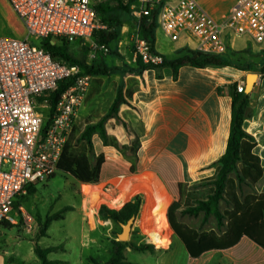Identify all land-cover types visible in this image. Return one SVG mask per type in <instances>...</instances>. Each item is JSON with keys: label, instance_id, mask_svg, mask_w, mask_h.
Here are the masks:
<instances>
[{"label": "crops", "instance_id": "crops-1", "mask_svg": "<svg viewBox=\"0 0 264 264\" xmlns=\"http://www.w3.org/2000/svg\"><path fill=\"white\" fill-rule=\"evenodd\" d=\"M0 1L8 17L12 18L13 14L9 12L10 8L5 0ZM196 1L215 21H221L235 0L226 3L225 9L221 7L223 0ZM13 19L16 20L15 17ZM159 31H155L154 49L166 58L175 57L176 52L185 47L195 48L194 40L186 35L178 40L180 42L170 43L161 31V36L157 37ZM158 39L166 43L168 49L159 46ZM245 41L247 44L236 51L249 49L256 57L253 63L258 67L264 65V41L261 44ZM117 51L121 55L125 54V57L115 59V66L126 64L135 67L136 57L129 41L118 42ZM248 73L229 66L194 68L185 65L178 69L175 79L172 78L169 68L161 71L160 78L156 77L154 70H146L141 75L92 76L88 94H93L80 110L78 117L89 115L98 118L106 112L120 84L123 94L128 85L136 87L138 89L127 99V103L118 106L117 117L108 118L104 128L106 134L114 137L118 144L130 147L137 138L139 146L134 172L131 173V163L119 151L105 145L97 133L92 135L93 154L90 162L94 164L95 159L102 156L99 181L109 180L107 187L115 188V184L123 187L117 191L122 197L118 204L115 202V195L108 196L102 191L101 184L82 185L83 196L89 199L86 218L93 215L98 202L117 210L123 203L131 201L134 193L140 192L144 195L140 216L149 199H152L150 202L154 205H146L151 207H156L158 199L166 203L162 209L151 213L150 218L155 217V226L158 221L166 220L167 206L170 201L172 203L178 199L179 184H185L188 189L195 183L214 176L215 167L211 165L224 154L229 134V87L233 83L245 82ZM255 73L258 78L249 93L250 116L245 131L255 140L253 152L259 157L262 168L261 178L249 193L259 194L264 192V72ZM96 117L92 120H96ZM122 122L126 124V129ZM128 175L132 176L123 177ZM148 220L142 218L140 223L150 231V237L154 240L152 243L167 242L168 232L162 238V233L158 234V231L150 229ZM13 226L8 223L0 225V264H27L32 256L24 255L26 247L22 239L7 232ZM209 230L215 228L203 231ZM165 245L169 249L171 242ZM92 250L96 254L98 247ZM104 251L108 253L107 248ZM186 264H264V248L243 235L229 247L204 251L196 258L187 254Z\"/></svg>", "mask_w": 264, "mask_h": 264}, {"label": "built area", "instance_id": "built-area-1", "mask_svg": "<svg viewBox=\"0 0 264 264\" xmlns=\"http://www.w3.org/2000/svg\"><path fill=\"white\" fill-rule=\"evenodd\" d=\"M24 31L22 38L0 36V225L24 222L30 217L14 203L28 187L44 182L57 172L63 147L84 108L92 76L76 65L55 58L40 46L46 37L90 40L101 25L93 0H5ZM129 10L137 18L156 12L157 29L169 41L186 35L194 50L209 54L226 51L230 38L264 41V0H235L228 14L215 21L196 0H133ZM137 28V26H136ZM33 40L34 44L30 41ZM135 57L144 64H160L163 56L153 52L138 29L130 37ZM90 58L106 54L108 47L90 40ZM74 77L55 108L46 129L49 104L44 93L60 81ZM244 82L237 84V92ZM86 227L88 228L87 224ZM83 234V232H82ZM91 232L87 233L88 240Z\"/></svg>", "mask_w": 264, "mask_h": 264}, {"label": "trees", "instance_id": "trees-1", "mask_svg": "<svg viewBox=\"0 0 264 264\" xmlns=\"http://www.w3.org/2000/svg\"><path fill=\"white\" fill-rule=\"evenodd\" d=\"M131 2V0H130ZM117 7L129 11L128 5L117 4ZM97 17L107 13L109 7L102 4L94 5ZM138 33L154 49L156 24V12L150 17L140 18L137 22ZM92 42L109 45L115 40V34L107 29H97L92 33ZM70 41L63 38L46 37L41 40L40 46L50 55L61 59L63 62L71 65H79L84 75L90 76H109L111 74H142L146 70H154L156 77H161V71L169 68L172 78L177 77V71L182 66H191L194 68L229 66L239 71L264 72V65L258 67L256 63L248 62L240 64V58L236 52H224L222 54L202 53L194 49L183 48L176 52L175 57L166 58L160 64H144L139 57L135 59V67H129L123 64L124 69L118 66H106L102 61L95 64H85L73 58L69 53ZM74 77L64 79L59 82L57 88L43 94L41 99H46L49 104V115L45 122L44 129L51 121L55 108L61 95L67 91L74 82ZM131 81H133L131 79ZM130 83V81L128 82ZM138 88L128 85L126 91L122 92L120 84L116 90L112 102L109 104L106 112L98 116L78 117L74 127L63 147L60 156L57 173L72 176L81 184H96L99 182V172L102 163V156L95 159V163L90 162L92 156L91 137L97 133L105 145H109L119 151L130 163V172H134V163L136 161V151L139 146L138 139H135L133 146H125L117 143L114 137L106 134L104 124L108 118L117 117V108L120 104H126L127 99ZM231 97V116L229 134L224 154L211 166L215 167V174L210 178L203 179L199 183L186 187L185 184L178 185V199L173 201L167 210V218L175 236L185 247L187 254L192 257H198L202 252L214 249H222L235 244L241 236H247L259 246L264 248V192L246 193L242 195L241 186L243 184L250 188L261 178L262 168L259 157L253 152L255 140L246 131V123L249 118V107L251 103L250 94L237 92V83L229 87ZM93 93L88 94L86 102L88 103ZM96 117V120H92ZM126 129V124L122 122ZM207 185L209 193L206 198L201 199L195 196L194 188L196 186ZM33 189L29 187L28 192ZM225 204L221 209V204ZM142 205L141 194L132 196L131 201L123 203L118 210L108 209L104 205L100 206L99 218L102 221L109 220L115 225L125 223L131 216H137ZM21 207L19 201L14 203V209ZM180 211L181 215L196 217L202 213V220L206 221L213 217L216 221L215 230L201 231L195 230L184 223L174 219V213ZM167 222V221H166ZM21 223V220H20ZM9 227H11L9 225ZM155 227H150L155 231ZM47 224H43L39 230L38 237L44 236ZM112 247L109 258L104 264H133L125 261V248L132 251L154 253L152 244H135L132 242H117L112 240ZM116 245V246H115ZM115 246V247H114ZM56 248H41L37 242H34L33 252L39 261V264H56L57 262L48 259V254Z\"/></svg>", "mask_w": 264, "mask_h": 264}, {"label": "rangeland", "instance_id": "rangeland-1", "mask_svg": "<svg viewBox=\"0 0 264 264\" xmlns=\"http://www.w3.org/2000/svg\"><path fill=\"white\" fill-rule=\"evenodd\" d=\"M133 0H131L132 2ZM94 4H102L109 7V11L98 17L101 25L115 34V40L109 45L108 52L106 54H96L95 57L90 58V40L76 39L69 45V53L71 56L85 64H95L97 61H102V64L112 67L115 66V59L120 60L122 53H118L117 45L120 41H129L131 35L136 32L137 19L132 12L125 11L117 7V4L128 5L130 0H93ZM230 0H223L221 7L225 9L226 3ZM9 7V6H8ZM11 12V10L9 11ZM11 15V13H10ZM14 17V16H13ZM13 17L9 18L8 13L3 7L0 1V36L1 37H14L22 38L24 31L19 21L14 20ZM162 34L160 31L157 34L159 38ZM246 38H230L227 41L226 53L236 52L240 58V64H246L248 62H254L256 60L249 49L245 51H236L242 46L246 45ZM33 44L34 41L30 40ZM159 46L163 49H168L166 43L161 42L159 39ZM170 43H178L180 41H169ZM132 50V49H131ZM133 53V52H132ZM118 62V61H117ZM80 67L79 65H76ZM128 66V65H127ZM124 69L123 65L118 66ZM81 68V67H80ZM82 70V69H81ZM250 73V72H249ZM89 116V115H87ZM86 117V116H84ZM132 175L123 176L125 178ZM120 177V176H119ZM117 178V177H115ZM107 181H99L96 184H81L77 182L72 176L55 173L48 180L37 183L30 186L33 191L28 192L29 187L24 190L20 195L18 201L22 208L24 215L30 217L31 227L28 232L23 227V223L14 225L11 229H8V234L11 236H19L22 239V243L25 244L24 255L32 256L27 264H39L33 252V242H37L41 248L54 247L53 252L48 254V259L57 262L56 264H104L109 258L110 250L112 247V240H116V235L120 232V226L115 225L109 220L102 221L99 216L100 206L104 203H97V214L92 212L89 218H86V212L89 206V199L83 196L81 191L82 185H100L102 191L108 196L115 195V202L118 204L121 202L122 197L120 193L117 194L118 188H122V185L115 184V188L109 187L107 190ZM197 184V183H195ZM242 195L252 192V187L243 184L241 186ZM209 193V187L207 185L196 186L194 188V194L196 197L204 199ZM141 194L140 192L133 195ZM132 195V196H133ZM142 203L144 202V195L141 194ZM149 199L146 204L154 205ZM165 201H158L156 199V207L144 205V211L142 216L140 213L136 216L135 221L131 227L129 240L135 244H152L154 246V253L149 252H137L132 251L130 248H125L124 257L125 261L133 264H186L187 253L180 243L179 239L175 236L171 229L166 208V220H160L157 223L158 228L156 231L162 233V238L168 232L167 242L162 244H154V240L150 237V231L143 228L141 225V219H149V223L152 227H155V217L150 215L153 212L159 211L165 205ZM108 208L106 205H104ZM225 204H221L223 209ZM110 209V208H108ZM118 210V209H117ZM203 214L200 213L196 217L189 215H181L180 211L174 213V219L178 222L184 223L187 226L203 231L210 228H216V221L213 217L208 218L206 221L202 220ZM167 221V222H166ZM47 224V228L44 231V236L38 237L39 230L43 224ZM86 224L88 228L86 227ZM91 232V238L88 240V236L85 235ZM83 232V234H82ZM171 242L170 248L166 249V245ZM117 243V240H116ZM116 246V245H115ZM114 246V247H115ZM98 247V252L92 249ZM105 248L107 252L105 253ZM102 257V258H101Z\"/></svg>", "mask_w": 264, "mask_h": 264}, {"label": "water", "instance_id": "water-1", "mask_svg": "<svg viewBox=\"0 0 264 264\" xmlns=\"http://www.w3.org/2000/svg\"><path fill=\"white\" fill-rule=\"evenodd\" d=\"M257 78L258 74L255 72H250L246 75L244 82V93L249 94L251 92ZM135 219V216H131L126 220L125 223L119 224L121 230L116 235L117 242H127L129 240L131 227Z\"/></svg>", "mask_w": 264, "mask_h": 264}, {"label": "bare ground", "instance_id": "bare-ground-1", "mask_svg": "<svg viewBox=\"0 0 264 264\" xmlns=\"http://www.w3.org/2000/svg\"><path fill=\"white\" fill-rule=\"evenodd\" d=\"M108 188H109V187H107V190H108ZM158 234H161V232H160V233L158 232Z\"/></svg>", "mask_w": 264, "mask_h": 264}]
</instances>
